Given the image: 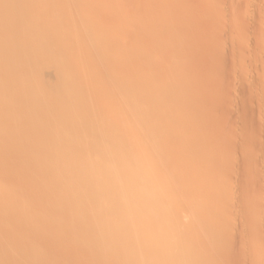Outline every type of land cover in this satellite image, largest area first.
I'll return each instance as SVG.
<instances>
[{"label":"bare ground","instance_id":"obj_1","mask_svg":"<svg viewBox=\"0 0 264 264\" xmlns=\"http://www.w3.org/2000/svg\"><path fill=\"white\" fill-rule=\"evenodd\" d=\"M235 4L0 0V137L15 142L12 156L0 154V179L16 184L0 182V230L19 229V264H61L51 261L56 245L64 264H264L261 86L238 70L231 87V78L206 82L198 68L197 35L208 32L197 26L218 31ZM64 222L71 233L57 228ZM243 228L261 236L245 262L236 261ZM5 231L2 243L15 237ZM53 234L58 243L45 246ZM212 240L220 245L201 247Z\"/></svg>","mask_w":264,"mask_h":264},{"label":"rangeland","instance_id":"obj_2","mask_svg":"<svg viewBox=\"0 0 264 264\" xmlns=\"http://www.w3.org/2000/svg\"><path fill=\"white\" fill-rule=\"evenodd\" d=\"M199 1V0H198ZM233 2L235 1V8H233L232 9V11L226 16V17H224L223 18V20L221 21L222 22V24L220 25L219 24V26H217V28H219L218 29V31H217V29H215V32H214V27H211V26H209L210 24H208L206 21H201L200 23H199V25L197 26V28H198V30H199V32H200V30L201 31H203L204 32V30L206 31V32H204V33H206L207 34V32H208V35H205V34H203L202 32H200V33H198V35H200V36H198L197 35V40H196V47H197V49L199 48V51H197L198 52V54H197V57H199V55L200 54H202V56L204 57V59L200 56L198 59H200V64H198V68H200V69H207V70H205V75L207 76V81L206 82H208V81H210L211 79V81H210V83L211 82H214V81H216L217 79H219V78H224L223 80H225V78H231L230 79V83L228 84V86H232V77H233V75L235 74V72L238 70V71H240L237 75L240 77V78H242L241 80H240V82L242 81L243 83L245 82H247V81H249L250 80V82H253V80L251 81V79H253V78H255L256 79V81H254V83L256 82L257 83V86L256 85H253V87L255 86L256 88H258V86L260 85L261 86V88L259 87V90L257 89V92L255 93V95L258 93V95H260V96H264V0H249V2H248V0H232ZM252 1V2H251ZM239 2V3H238ZM241 2V3H240ZM251 3H254V4H251ZM256 4V5H255ZM250 5H251V7H250ZM253 5V6H252ZM254 5H255V7H254ZM241 6V7H240ZM258 6V7H257ZM243 7V8H242ZM252 7H254V8H252ZM260 7V8H259ZM256 8V9H255ZM249 9H251V10H249ZM233 10H234V12H233ZM248 10H249V12H248ZM256 10H258V11H256ZM247 11V12H246ZM253 11V12H252ZM231 13L233 14V16L231 15ZM249 13V14H248ZM261 13H262V15H261ZM237 14V15H236ZM258 14V15H257ZM245 16V17H244ZM209 17H206V18H202L203 20L204 19H208ZM211 18V17H210ZM228 21V22H226V21ZM239 20V21H238ZM238 23V24H237ZM240 23V24H239ZM104 24V21L103 22H101L100 23V25H103ZM228 24V25H227ZM207 25V26H206ZM233 25V26H232ZM229 27V29H227L228 27ZM237 26V27H236ZM204 27H207V28H205L204 29ZM203 28V29H202ZM210 28V29H209ZM239 28V29H238ZM209 30V31H207V30ZM212 29V30H211ZM220 30V31H219ZM229 30V31H228ZM240 30V31H239ZM225 31H226V33H225ZM234 32V33H233ZM211 33H214V35L212 34L211 35ZM216 33V34H215ZM201 35H202V38H204V39H202L201 38ZM210 35V36H209ZM215 35H218V36H221L220 37V40L218 41H216V43H219V42H221L222 41V46H223V50L219 53V51H216V53H213L212 51H211V49L213 48V46H214V44H215V40H213L214 42H212V39L214 38V36ZM224 35V36H223ZM209 36V37H208ZM228 36H229V38H228ZM233 36V37H232ZM244 36V37H243ZM206 37H208V38H206ZM211 37V38H210ZM223 37V38H222ZM249 37V38H248ZM251 37V38H250ZM256 38V39H255ZM199 39V40H198ZM205 39H208V42H207V40H205ZM209 39H211V42L209 41ZM223 39V40H222ZM201 40V41H200ZM254 40V41H253ZM263 40V41H262ZM203 41V42H202ZM203 44H202V43ZM226 42V43H225ZM236 42V43H235ZM239 42V43H238ZM199 43H201V44H199ZM208 43V44H207ZM213 45H212V44ZM233 43H235L234 44V46L235 47H238V48H236V49H238V50H236L235 51V47H233ZM254 43V44H253ZM204 44H206V45H208V46H206V45H204ZM239 44V45H238ZM199 45H201V46H199ZM218 45V44H217ZM229 47L228 48V50H227V46ZM237 45V46H236ZM258 45V46H257ZM205 46V47H204ZM210 46H211V48H210ZM244 46V47H243ZM249 46V47H248ZM202 47H203V49H205L204 51L202 50ZM243 48V50H242V48ZM208 48H209V51H208ZM248 48H249V50H248ZM202 50V51H201ZM255 51V52H254ZM199 52H200V54H199ZM203 52V53H202ZM210 52V53H209ZM218 52V53H217ZM237 52H238V54H237ZM239 52L242 54H239ZM251 52V53H250ZM244 53H245V55H244ZM213 54H215L216 55V57H215V55H213ZM231 54V55H230ZM237 54V55H236ZM253 54V55H252ZM259 54V55H258ZM222 55L225 57H223L222 58ZM251 55V56H250ZM213 56V57H212ZM228 56V57H227ZM236 56V57H235ZM238 56V57H237ZM242 56H244V57H242ZM246 56V57H245ZM262 56V57H261ZM207 57H208V59H207ZM219 57H221L220 58V61H219V63H221V64H217V65H213V64H211V62H212V59H218ZM244 58H246V60L244 59ZM232 59V60H231ZM242 59H243V61H242ZM248 59V60H247ZM222 60V61H221ZM226 60V62L224 63V61ZM239 60H241V62L239 61ZM244 60H245V62H247L246 64H244L245 62H244ZM252 60V61H251ZM250 61V62H249ZM202 62V63H201ZM205 62L207 63V64H205ZM224 64H223V63ZM252 62H253V64H252ZM211 66H210V65ZM230 64H233L234 65V67H233V65H230ZM240 64V65H239ZM243 64V65H242ZM200 65H202V66H200ZM212 65H213V67L215 68H213L212 67ZM223 65V66H222ZM230 65V66H229ZM236 65V66H235ZM239 67H238V66ZM246 65H248V66H246ZM252 65V66H251ZM200 66V67H199ZM207 66V67H206ZM210 66V69H208V67ZM241 66V67H240ZM249 66H251L252 68H253V70H252V68L251 67H249ZM256 66L258 67V66H260V67H258L259 68V70H258V68H256ZM228 67V68H227ZM246 67V68H245ZM236 68V69H235ZM239 68H242L241 70L239 69ZM245 68V69H244ZM261 68H263V69H261ZM222 69V70H221ZM230 69V70H229ZM235 69V71H233ZM246 69H248V70H246ZM250 69V70H249ZM256 69V70H255ZM244 70V71H243ZM256 71V73L255 74H258V75H256L255 76V74L253 75V76H251V75H246V73L248 74V71H252V72H255ZM260 70H261V73H259L260 72ZM231 71V72H230ZM233 71V72H232ZM207 72V73H206ZM242 72V73H241ZM249 72V73H250ZM213 73V74H212ZM233 73V75H231L230 76V74H232ZM227 74V75H226ZM240 74V75H239ZM215 75V76H214ZM244 75V76H243ZM224 76V77H223ZM243 76V77H242ZM251 76V77H250ZM249 77V78H248ZM216 78V79H215ZM257 78L260 80L261 79V83L262 84H260V81L259 80H257ZM254 79V80H255ZM226 80H228V79H226ZM259 82V83H258ZM242 83V84H243ZM244 83V84H245ZM253 84V83H252ZM252 84H251V86H252ZM205 85L206 84H203V85H198V86H194V87H192V88H194V89H196L197 91H199V92H201L202 90H204V88H205ZM261 89V90H260ZM240 90V89H239ZM234 91V90H233ZM233 91L231 90V91H229V93L227 94L226 92H222V91H220L219 93H216V94H212V95H214V96H217V97H220L221 95H227V96H229V95H232V93H233ZM226 93V94H225ZM262 93V94H261ZM218 94V95H217ZM220 94V95H219ZM242 94H244V93H242ZM254 94V93H253ZM254 95V96H255ZM240 111V119H241V121H247V119H249L250 118V116L252 115V113H249V114H244L245 113V111L243 110V108H240L239 109ZM255 111L256 112H258L257 111V109H255ZM236 114V115H235ZM184 115H186V116H188L187 114H184ZM233 115L234 116H237V113H233ZM185 116V117H186ZM218 116V115H217ZM239 117V116H238ZM246 117V118H245ZM235 118L236 117H233V121H234V124H235ZM189 122V121H188ZM193 124H195V123H193ZM229 124V123H228ZM229 125H231V124H229ZM229 125H227L226 126V124H225V126L226 127H229ZM194 126V125H193ZM230 127H232V125L230 126ZM252 127H250L249 129H251ZM205 131H207V133H208V131H210V130H205ZM15 148V142H14V140L9 136V135H7V134H2V137H0V154H2V153H5V157H8V156H12L11 155V150L13 151V149ZM18 148V147H17ZM11 149V150H10ZM19 149V148H18ZM164 151L165 150H169V148H165V149H163ZM163 151V152H164ZM237 151V150H236ZM10 152V153H9ZM7 153H8V155H7ZM234 153V152H233ZM16 156H19V154H17ZM246 170H241L242 171V173H248L250 170H248V168H245ZM251 169V168H250ZM9 178H3V179H0V182L1 183H5L6 185H7V189H11V190H13L16 186V184L14 183V182H12L11 181V179H10V181H11V183H9V180H8ZM6 180H8V183H7V181ZM12 183H14V184H12ZM13 186H14V188H13ZM243 187H245L244 188V190L246 191V185H244ZM248 187V186H247ZM244 190H243V192H244ZM254 191V190H253ZM252 190L251 191H248V192H252L251 194L250 193H247V196L249 197V199H250V197L252 196V195H254V194H256V196H257V191L258 190H256L255 192H253ZM245 193V192H244ZM242 195H243V193H242ZM247 196H246V194L245 195H243V197H245V198H247ZM255 196V195H254ZM255 196V197H256ZM253 197V196H252ZM251 197V198H252ZM254 198V197H253ZM247 200V199H246ZM36 202V200H33L32 202H30L29 203V206H32L33 205V203H35ZM247 201H245V203H246ZM249 203V202H248ZM247 204V203H246ZM245 204V205H246ZM244 205V206H245ZM75 214H77V213H75ZM247 221H254V217H251L250 219H248ZM66 225V227H65V225ZM69 223H66V222H64V223H61V224H59V225H57V228H61L60 230L61 231H63V229H64V231L63 232H65L66 234L67 233H71L72 232V227H71V225H68ZM98 226H95V228L96 229H103L104 231L106 230V229H108L106 226H99V225H101V224H97ZM68 226V227H67ZM69 227H71V228H69ZM100 227V228H99ZM6 229H8L7 231L10 233V231H11V234H13L14 232V235H15V237H14V239L12 238H9L8 239V241H4L3 240V243L2 242H0V253H2V255H8L7 257H5L6 259H7V261H8V258H9V262H10V264H11V260L10 259H12V263L13 264H19V250L21 249V246L24 244V242H23V240H19V238H17V237H19V229H17V227H15L14 229H13V231H12V228L11 229H9L8 227L6 228ZM17 229V231H15ZM222 230L219 232L220 234H222V233H225L228 229L227 228H225V229H223V228H221ZM244 229V231H246V232H240L239 233V235L241 234V233H243L242 235H243V238H246L245 236H244V233H246L245 235L247 236V233L249 232V230H247V229H245V228H243ZM230 230V229H229ZM4 231H5V229L4 230H0V233H2V234H5L4 233ZM7 231H5L6 233H7ZM67 231V232H66ZM71 231V232H70ZM223 231H225V232H223ZM242 231V230H241ZM228 232V231H227ZM8 233V234H9ZM32 233H35L36 234V232H32ZM237 233H238V231H237ZM16 235H17V237H16ZM238 235V234H237ZM242 235H240V237L242 238ZM0 236H2L3 237V235H0ZM55 236H57V235H55ZM55 236H54V234H53V236H50V238L49 237H47V238H45V240L43 241V244H44V242H45V246H49V245H56L58 242H57V238L58 237H56L55 238ZM53 237H54V239H56V240H53ZM261 236H256V237H254L253 239H258V238H260ZM15 238H17V239H15ZM250 238V239H249ZM252 238V236H248L246 239H243V240H245V241H247V242H244V245L242 246V244H239L238 246H237V250L238 251H236V254H238L239 256H240V258L239 259H237L236 261H238V260H241L242 259V261L241 262H245L246 260H250L251 258L250 257H252V254H249V250H250V246H251V248H252V242L251 241H253V239H251ZM240 239V238H239ZM239 239H237V241L239 240ZM248 239L250 240V242L248 241ZM51 240L54 242L55 241V243L54 244H50V242H51ZM242 240V239H241ZM241 240H239L238 242H240ZM48 241H49V243H48ZM236 241V243L238 244V242ZM20 242V243H19ZM23 242V243H22ZM243 241H241V243H242ZM249 242V243H248ZM21 243H22V245H21ZM236 243L234 244L235 246H236ZM248 244V245H247ZM220 245V244H219ZM218 245V243L215 241V240H212V241H209L207 244H205V245H203V246H201V247H208V248H214V247H218L219 246ZM228 245H230V244H228ZM228 245H226L225 244V248H231L230 246H228ZM241 245V246H240ZM44 246V247H45ZM228 246V247H227ZM249 246V247H248ZM2 247V248H1ZM49 247H51V246H49ZM241 247H247V250H246V252H243L244 251V249L243 248H241ZM46 248H48V247H46ZM233 248H235V250H236V247H233ZM243 249V251L241 250V249ZM249 248V249H248ZM55 249V247L53 248V246H52V252H51V257L53 258H51V261H53V262H56V263H65L66 261H67V257H65L64 259H62L60 256H58L57 255V253H56V255H55V252L57 251V249H59V246H57L56 245V249ZM116 249V248H115ZM115 249H111V251H116ZM240 249V250H239ZM234 250V251H235ZM239 252V253H238ZM52 253H54L53 255L54 256H52ZM240 253H243L244 255H242V258H241V254ZM248 256V257H246V255ZM48 254H44L42 257L43 258H45V260L48 258L49 259V257L47 256ZM249 255H251V256H249ZM15 256V257H14ZM47 256V257H46ZM58 256V257H57ZM56 257V258H55ZM59 257H60V259H59ZM245 258V261L243 260ZM250 258V259H249ZM16 259V260H15ZM59 259V260H58ZM55 260V261H54ZM64 260V261H63ZM1 262H2V260H0ZM16 261V262H15ZM58 261H60V262H58ZM1 262H0V264H1ZM15 262V263H14ZM170 261H168L167 262V264H172L171 262L169 263ZM233 263V262H232ZM231 263V264H232ZM240 262L238 261V263L237 264H239ZM234 264H236L235 262H234ZM242 264V263H241ZM246 264V263H245Z\"/></svg>","mask_w":264,"mask_h":264}]
</instances>
